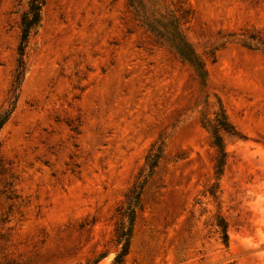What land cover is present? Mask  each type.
Here are the masks:
<instances>
[{
    "label": "rangeland",
    "instance_id": "obj_1",
    "mask_svg": "<svg viewBox=\"0 0 264 264\" xmlns=\"http://www.w3.org/2000/svg\"><path fill=\"white\" fill-rule=\"evenodd\" d=\"M0 264H264V0H0Z\"/></svg>",
    "mask_w": 264,
    "mask_h": 264
},
{
    "label": "trees",
    "instance_id": "obj_2",
    "mask_svg": "<svg viewBox=\"0 0 264 264\" xmlns=\"http://www.w3.org/2000/svg\"><path fill=\"white\" fill-rule=\"evenodd\" d=\"M34 8H36V5L34 3ZM34 22V21H33ZM30 29H31V23L27 22L24 24V27L22 29V34H21V44H20V52L23 53L27 39L29 37L30 34ZM119 240H121V237H119ZM126 249L125 247L122 249V252H120L118 254V256L116 257V261L120 262L122 260V256L125 254Z\"/></svg>",
    "mask_w": 264,
    "mask_h": 264
}]
</instances>
